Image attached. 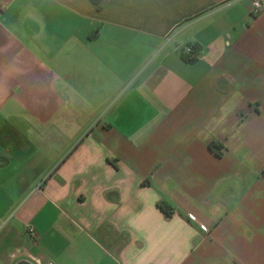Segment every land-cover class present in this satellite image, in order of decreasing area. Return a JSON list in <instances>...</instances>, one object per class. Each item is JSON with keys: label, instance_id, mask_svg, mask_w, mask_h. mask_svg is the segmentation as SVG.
Here are the masks:
<instances>
[{"label": "crops", "instance_id": "1", "mask_svg": "<svg viewBox=\"0 0 264 264\" xmlns=\"http://www.w3.org/2000/svg\"><path fill=\"white\" fill-rule=\"evenodd\" d=\"M254 1L0 0V264H264Z\"/></svg>", "mask_w": 264, "mask_h": 264}, {"label": "built area", "instance_id": "2", "mask_svg": "<svg viewBox=\"0 0 264 264\" xmlns=\"http://www.w3.org/2000/svg\"><path fill=\"white\" fill-rule=\"evenodd\" d=\"M262 9H263V3L260 0H255L252 4V7L250 8L251 16L259 15L261 13ZM186 51L188 54H193V49L190 47L187 48ZM191 219L196 221L194 217H191ZM200 227L204 232H208V229L205 226L200 225ZM26 230H27L28 235L31 237V239H37L38 238L37 230L32 224H30V223L27 224Z\"/></svg>", "mask_w": 264, "mask_h": 264}, {"label": "trees", "instance_id": "3", "mask_svg": "<svg viewBox=\"0 0 264 264\" xmlns=\"http://www.w3.org/2000/svg\"><path fill=\"white\" fill-rule=\"evenodd\" d=\"M185 61L187 62V63H190V64H193V63H195L196 61H197V56H196V54L195 55H193V56H186L185 57ZM209 149L211 150V151H213L218 157H221L222 156V147L217 143V142H211L210 144H209ZM167 214H170V212H171V207H169V206H162L161 207Z\"/></svg>", "mask_w": 264, "mask_h": 264}]
</instances>
